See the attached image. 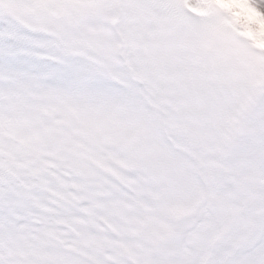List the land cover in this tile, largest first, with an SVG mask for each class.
<instances>
[{
  "label": "rangeland",
  "instance_id": "1",
  "mask_svg": "<svg viewBox=\"0 0 264 264\" xmlns=\"http://www.w3.org/2000/svg\"><path fill=\"white\" fill-rule=\"evenodd\" d=\"M263 219L264 0H0V264H264Z\"/></svg>",
  "mask_w": 264,
  "mask_h": 264
}]
</instances>
